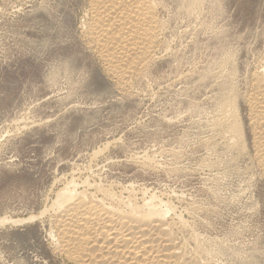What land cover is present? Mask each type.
Listing matches in <instances>:
<instances>
[{"label": "rangeland", "instance_id": "1", "mask_svg": "<svg viewBox=\"0 0 264 264\" xmlns=\"http://www.w3.org/2000/svg\"><path fill=\"white\" fill-rule=\"evenodd\" d=\"M181 3L160 12L167 51L120 89L79 40L83 0H0V264H73L51 242L72 180L161 198L199 264H264V179L213 126L224 59L238 90L264 61V0Z\"/></svg>", "mask_w": 264, "mask_h": 264}, {"label": "bare ground", "instance_id": "2", "mask_svg": "<svg viewBox=\"0 0 264 264\" xmlns=\"http://www.w3.org/2000/svg\"><path fill=\"white\" fill-rule=\"evenodd\" d=\"M203 2L204 0H182L180 7L185 14L192 15L199 8L202 9ZM83 4L79 40L86 49L99 56L106 72L116 78L119 84L116 87L126 88L131 80L139 78L146 71L159 54L158 50H165L168 47L166 39L163 38L167 24L160 17V12L166 10L164 0H83ZM263 62L262 64L259 62L261 65L258 69L255 71L253 69V72L247 75L244 88L238 90L239 81H236L237 87L234 85L235 82L234 84L232 82L237 78L235 74L238 76V73H235L238 69L236 70L234 67L236 65L232 63L228 54L223 61L225 67L221 66L224 67L223 73L226 72L225 68L227 73L226 76L220 73L221 78L225 79L223 83L219 81L224 91L220 92V97L217 96L219 97L218 108L216 107L218 113L215 120L213 119L215 121L213 126L222 130L226 137L225 141L231 148L245 152L248 161L257 170V177L262 179H264ZM248 70L247 68V72ZM73 181H69L70 183L56 194V201L51 208L54 214L51 217L53 249L66 257L69 262L73 264H199L197 260L202 259L203 253H207L197 245V242L193 245L194 253L187 248L188 251H185L184 245L180 246L177 241L175 242L172 236L173 226L176 223L177 226L182 224L179 223L182 221L173 214L168 218L174 211L173 207L164 203L161 198L154 195L147 197L142 193L141 198H138L134 192L123 197V193L115 192L113 187H102L103 185L100 186L98 183L90 185L88 181L85 182L87 184L84 185L83 190H78V183L76 185ZM189 253L192 257L187 258Z\"/></svg>", "mask_w": 264, "mask_h": 264}]
</instances>
